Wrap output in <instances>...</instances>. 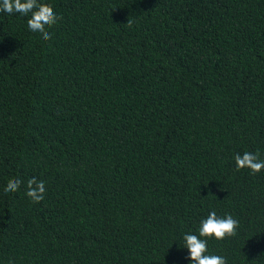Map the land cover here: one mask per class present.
<instances>
[{
    "label": "trees",
    "instance_id": "obj_1",
    "mask_svg": "<svg viewBox=\"0 0 264 264\" xmlns=\"http://www.w3.org/2000/svg\"><path fill=\"white\" fill-rule=\"evenodd\" d=\"M39 2L47 42L0 12V264H188L211 211L239 225L209 251L264 264V170L234 163L264 158V0Z\"/></svg>",
    "mask_w": 264,
    "mask_h": 264
},
{
    "label": "clouds",
    "instance_id": "obj_2",
    "mask_svg": "<svg viewBox=\"0 0 264 264\" xmlns=\"http://www.w3.org/2000/svg\"><path fill=\"white\" fill-rule=\"evenodd\" d=\"M0 12L15 14L21 19L26 18V30L30 35L40 37L41 42L50 39L47 30L59 20L58 14L51 7L42 6L39 0H0ZM234 163L237 171L247 169L249 174H257L264 170V158H261L259 153L247 151L242 154L236 153ZM21 183L20 179L8 183L4 195L19 191ZM45 192L43 181H37L35 178L28 180L25 195L32 202L42 201ZM238 225V220L231 214L218 216L215 211H211L199 221L195 231L182 233V243H176L179 249L187 250L188 264H227L224 256L209 251L208 241L211 239L219 241L233 236Z\"/></svg>",
    "mask_w": 264,
    "mask_h": 264
}]
</instances>
